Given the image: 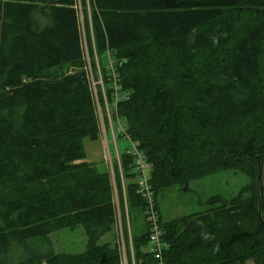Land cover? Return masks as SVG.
Returning a JSON list of instances; mask_svg holds the SVG:
<instances>
[{"label": "trees", "instance_id": "obj_1", "mask_svg": "<svg viewBox=\"0 0 264 264\" xmlns=\"http://www.w3.org/2000/svg\"><path fill=\"white\" fill-rule=\"evenodd\" d=\"M90 7L105 89L108 52L128 94L118 116L151 165L165 264H264V0ZM84 53L77 0H0V264H123L119 242L105 240L117 225L111 176L85 161L100 127ZM119 158L127 208L145 224L134 264H156L132 158ZM227 170L249 180L240 194L161 221L162 192ZM77 227L85 250L57 253L51 234Z\"/></svg>", "mask_w": 264, "mask_h": 264}, {"label": "rangeland", "instance_id": "obj_2", "mask_svg": "<svg viewBox=\"0 0 264 264\" xmlns=\"http://www.w3.org/2000/svg\"><path fill=\"white\" fill-rule=\"evenodd\" d=\"M91 0H77V9L79 13L81 42L86 62L85 73L92 83L93 93L97 91V98L103 116V105L100 100L101 85L105 89V84L102 76V68L98 59V52L93 39V30L91 26ZM84 6V8H83ZM87 15L88 31L85 25V12ZM71 69L69 70V72ZM73 70L71 73H75ZM102 80V81H101ZM93 94V95H94ZM95 96V95H94ZM106 130V129H105ZM105 136L101 135L97 141L84 140V148L86 152V160L89 163H94L100 172H108L111 176L112 186L114 189V202L117 208V225L114 234L107 237L105 240H117L120 244V253L123 264H127L128 256H130L131 264H134L132 256V238L140 229H145L143 216L133 218L126 204L125 185L126 180L122 177L121 168L117 166L119 180L122 188V205L123 217L121 208V200L116 191L115 183V163L116 152L122 154L129 148L130 144L127 141L118 140L116 147L108 132ZM112 160V165L107 161L108 155ZM107 158V159H106ZM120 161V158H119ZM249 184V180L244 175L233 170L221 171L205 178L191 182L187 188L172 187L166 189L160 196L157 197V206L162 222H170L179 219L182 216L189 214L202 213L212 209L214 206L207 205V201L216 196L230 199L240 194L243 189ZM114 237V238H113ZM50 239L53 243L54 250L57 253L63 254H78L86 248V237L81 227L73 230L63 229L51 234ZM251 264V263H247Z\"/></svg>", "mask_w": 264, "mask_h": 264}, {"label": "built area", "instance_id": "obj_3", "mask_svg": "<svg viewBox=\"0 0 264 264\" xmlns=\"http://www.w3.org/2000/svg\"><path fill=\"white\" fill-rule=\"evenodd\" d=\"M106 55L108 59L106 67L110 74V78H108V81H110L109 92H107V90L102 87V83L101 85H97L101 86L103 116L97 98V91L95 92V94L92 91V89L95 90L96 87L92 88L93 82L90 81L87 74L99 121L100 136H105V132H108L114 142L115 147L118 140L129 142V148L126 149L123 153L132 158L133 170L137 175V193L146 202L144 216L148 224V251L153 255L154 259L156 260V264H165L162 259V250L166 247V245L162 240L163 232L158 222V216L155 209V200L148 184L151 165L147 162L144 153L138 149L137 144L132 142L129 136L126 134L125 124L118 116V102L120 100L127 99L128 94L121 93V86L118 84L117 75L114 70V61L112 60L108 52ZM107 155L108 159H106L110 163V165H112V160L109 157V153H107ZM115 161L120 167L119 153L117 152Z\"/></svg>", "mask_w": 264, "mask_h": 264}]
</instances>
